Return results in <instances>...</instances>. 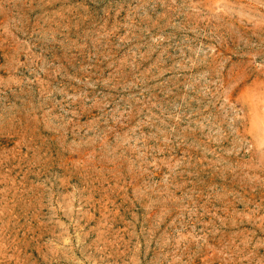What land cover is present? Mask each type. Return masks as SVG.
I'll return each instance as SVG.
<instances>
[{"label":"rangeland","instance_id":"obj_1","mask_svg":"<svg viewBox=\"0 0 264 264\" xmlns=\"http://www.w3.org/2000/svg\"><path fill=\"white\" fill-rule=\"evenodd\" d=\"M0 264H264V0H0Z\"/></svg>","mask_w":264,"mask_h":264}]
</instances>
